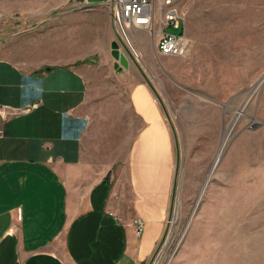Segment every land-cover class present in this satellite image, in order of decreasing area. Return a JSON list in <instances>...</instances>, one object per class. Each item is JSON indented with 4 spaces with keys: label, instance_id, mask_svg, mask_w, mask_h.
Listing matches in <instances>:
<instances>
[{
    "label": "crops",
    "instance_id": "0c3cea01",
    "mask_svg": "<svg viewBox=\"0 0 264 264\" xmlns=\"http://www.w3.org/2000/svg\"><path fill=\"white\" fill-rule=\"evenodd\" d=\"M17 21L22 38L2 37ZM112 23L110 0H0V264H145L164 233L174 147L156 96L130 63L105 90L82 62L108 56Z\"/></svg>",
    "mask_w": 264,
    "mask_h": 264
},
{
    "label": "rangeland",
    "instance_id": "374dc122",
    "mask_svg": "<svg viewBox=\"0 0 264 264\" xmlns=\"http://www.w3.org/2000/svg\"><path fill=\"white\" fill-rule=\"evenodd\" d=\"M177 4L191 39L184 55L159 54L147 30L122 32L114 19L111 28L130 78L156 96L174 147L164 233L145 264H264V0ZM30 27L8 24L2 37L22 38ZM106 47L107 57L82 62L98 64L105 90L119 89L122 66Z\"/></svg>",
    "mask_w": 264,
    "mask_h": 264
},
{
    "label": "built area",
    "instance_id": "2783aa9c",
    "mask_svg": "<svg viewBox=\"0 0 264 264\" xmlns=\"http://www.w3.org/2000/svg\"><path fill=\"white\" fill-rule=\"evenodd\" d=\"M110 3L114 22L122 32L147 30L154 39L155 50L162 55L180 56L189 50L191 39L186 34L184 14L177 0H110ZM169 27L178 31L167 32ZM130 223L135 232L142 231L143 221L139 217H133Z\"/></svg>",
    "mask_w": 264,
    "mask_h": 264
},
{
    "label": "water",
    "instance_id": "95a60500",
    "mask_svg": "<svg viewBox=\"0 0 264 264\" xmlns=\"http://www.w3.org/2000/svg\"><path fill=\"white\" fill-rule=\"evenodd\" d=\"M111 54L112 56L125 68L128 67V58L119 49L118 43L114 40L111 42ZM260 124H256L254 128L258 127Z\"/></svg>",
    "mask_w": 264,
    "mask_h": 264
},
{
    "label": "bare ground",
    "instance_id": "6f19581e",
    "mask_svg": "<svg viewBox=\"0 0 264 264\" xmlns=\"http://www.w3.org/2000/svg\"><path fill=\"white\" fill-rule=\"evenodd\" d=\"M239 114H240V110L237 112V116H238ZM230 129H231V128H230ZM230 129H228V130L226 131V133L224 134V137H223V139H222L221 144L219 145V149H218L217 154H216L215 162H216V159H217L218 157H220V155L222 154V151L224 150V147H225V145H226V142H227V139H228V136H229V133H230Z\"/></svg>",
    "mask_w": 264,
    "mask_h": 264
}]
</instances>
